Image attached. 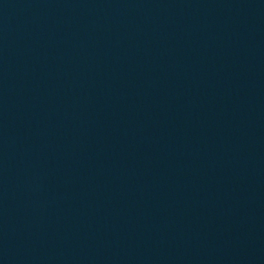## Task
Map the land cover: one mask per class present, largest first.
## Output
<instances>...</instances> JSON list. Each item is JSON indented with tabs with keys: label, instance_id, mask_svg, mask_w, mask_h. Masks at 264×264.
I'll list each match as a JSON object with an SVG mask.
<instances>
[{
	"label": "water",
	"instance_id": "water-1",
	"mask_svg": "<svg viewBox=\"0 0 264 264\" xmlns=\"http://www.w3.org/2000/svg\"><path fill=\"white\" fill-rule=\"evenodd\" d=\"M0 264H264V0H0Z\"/></svg>",
	"mask_w": 264,
	"mask_h": 264
}]
</instances>
